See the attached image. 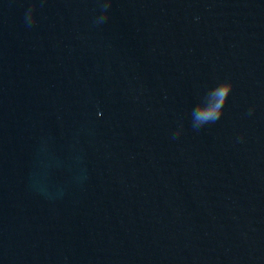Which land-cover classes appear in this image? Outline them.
<instances>
[{
    "label": "water",
    "instance_id": "1",
    "mask_svg": "<svg viewBox=\"0 0 264 264\" xmlns=\"http://www.w3.org/2000/svg\"><path fill=\"white\" fill-rule=\"evenodd\" d=\"M0 264H264V0H0Z\"/></svg>",
    "mask_w": 264,
    "mask_h": 264
},
{
    "label": "clouds",
    "instance_id": "2",
    "mask_svg": "<svg viewBox=\"0 0 264 264\" xmlns=\"http://www.w3.org/2000/svg\"><path fill=\"white\" fill-rule=\"evenodd\" d=\"M222 87H223V91L220 93V95L223 97L225 93L232 87V85L226 83ZM217 107H219V105H217ZM214 114H215V109L212 112H205L202 115L203 117L207 118V117L213 116Z\"/></svg>",
    "mask_w": 264,
    "mask_h": 264
}]
</instances>
